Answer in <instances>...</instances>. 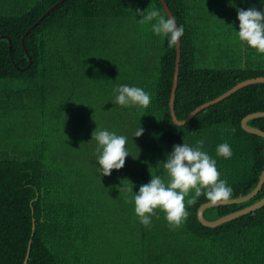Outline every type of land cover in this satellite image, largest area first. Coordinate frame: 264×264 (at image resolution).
Listing matches in <instances>:
<instances>
[{
    "label": "trees",
    "instance_id": "16d2710c",
    "mask_svg": "<svg viewBox=\"0 0 264 264\" xmlns=\"http://www.w3.org/2000/svg\"><path fill=\"white\" fill-rule=\"evenodd\" d=\"M163 1L184 28L176 120L237 82L264 76V54L237 37V9L264 11V0ZM153 8L166 15L160 0H0V80L15 86L6 97L24 120L14 142L7 137L0 148V264H22L26 249L25 264H264V203L205 226L196 218L207 201L201 196L186 204L187 220L174 230L160 209L149 227L134 213L142 184L153 175L167 182L163 162L173 145L203 140L231 198L256 185L264 162V138L240 127L242 117L264 111V82L172 121L175 47L135 13ZM120 85L142 88L150 105H117ZM28 108L31 120L22 115ZM246 124L264 132V115ZM101 130L127 137L125 165L108 176L97 171L94 133ZM224 142L229 159L216 155ZM263 195L264 180L249 199L202 215L213 220Z\"/></svg>",
    "mask_w": 264,
    "mask_h": 264
},
{
    "label": "clouds",
    "instance_id": "9594fccd",
    "mask_svg": "<svg viewBox=\"0 0 264 264\" xmlns=\"http://www.w3.org/2000/svg\"><path fill=\"white\" fill-rule=\"evenodd\" d=\"M135 13L141 17L139 23L151 24L154 34L166 37L169 47H175L184 34L183 26H177L174 16H167L155 8L150 11L137 9ZM237 19L238 39L257 53L264 54V11L253 7L247 10L237 9ZM115 91L118 93L115 103L119 106H141L146 109L151 103L150 94L142 88L120 85ZM143 131L139 127L134 136H141ZM94 138L98 142L97 171L100 176H108L112 170L122 169L129 156L127 137L101 130L94 133ZM203 144L204 141L199 140L195 147L187 143L173 145L171 153L163 162L167 182L160 176L153 175L148 183L139 187V191L133 196V202L134 213L141 225L151 226L155 210L160 209L164 212L170 229L174 230L187 220L186 204H195L201 196L211 205L226 203L231 199L233 189L225 179L220 178L216 160L202 150ZM216 155L224 159L231 158V146L227 142L219 144ZM121 190L133 192L132 187ZM186 197L189 198L185 202Z\"/></svg>",
    "mask_w": 264,
    "mask_h": 264
},
{
    "label": "water",
    "instance_id": "95a60500",
    "mask_svg": "<svg viewBox=\"0 0 264 264\" xmlns=\"http://www.w3.org/2000/svg\"><path fill=\"white\" fill-rule=\"evenodd\" d=\"M160 2H161L162 6L164 8V11H165L166 15L167 16H171V14H170V12H169V10H168L165 2L163 0H160ZM52 7H50L47 11H45V13L43 15H41V17H39L38 20L35 23H33L32 26L36 25L38 23V21L46 13H48L52 9ZM32 26H30L27 29V31L30 30ZM7 41H8V39H7ZM8 47H9V43H8ZM178 61H179V43L175 46L174 70H173V74H172V84H171V88H170V94H169V98H168V102H167L168 109H169V114L171 116V119L176 124H181V123L187 121L188 119H190V117L193 114H195L200 109L206 107L209 104H212L214 102H217L218 100H220L223 97L227 96L228 94H230L231 92L235 91L237 88H239L241 86H244V85H246L248 83H253V82H264V76H259V77H255V78H250V79H245V80L239 81L235 85H233L232 87H230L228 90H226L223 93H221L220 95L216 96L215 98H213V99H211L209 101L203 102V103L199 104L198 106H196L193 110H191L186 115V117L183 120H180L179 121V120H176V118L174 117L173 107H172V100H173V95H174V90H175V84H176V78H177ZM263 115H264V111L253 112V113H249V114L245 115L240 120V127L244 131H246V132L253 133V134L259 135V136H261V137L264 138V132L263 131H261V130H259L257 128L251 127V126H249V125L246 124V121L248 119L255 118V117H258V116H263ZM263 180H264V162H263L262 169H261V172L259 174V177H258V180H257L256 185L248 193H246L245 195H242V196H238V197H235V198H231L228 202H226V203H220V204H217V205L230 204V203H238L240 201L249 199L260 188ZM263 203H264V195L260 199H258L257 201H255V202H253V203H251V204H249V205H247V206H245L243 208H240V209H237V210L232 211L230 213L224 214V215L219 216V217H217V218H215L213 220H207L202 215L203 210L205 208H207V207L217 206V205H211L208 201H206V202L201 203L197 207V209H196V218H197V220L202 225H205V226H215V225H219V224H221V223H223V222H225L227 220H230L232 218H235L237 216H240V215L249 213L251 211H254L256 208L260 207ZM28 244H29V241H28ZM26 257H27V249H26L25 257L23 259L22 264H25Z\"/></svg>",
    "mask_w": 264,
    "mask_h": 264
},
{
    "label": "rangeland",
    "instance_id": "374dc122",
    "mask_svg": "<svg viewBox=\"0 0 264 264\" xmlns=\"http://www.w3.org/2000/svg\"><path fill=\"white\" fill-rule=\"evenodd\" d=\"M148 29L146 25L141 27V31H148ZM14 88V85H10L5 80H0V148L6 146L7 137L11 138V142H14L15 135L18 136L16 128H18L19 124L24 123V120L20 118L15 109L9 104V97H6V94H10ZM22 115L31 120V109L24 110Z\"/></svg>",
    "mask_w": 264,
    "mask_h": 264
}]
</instances>
